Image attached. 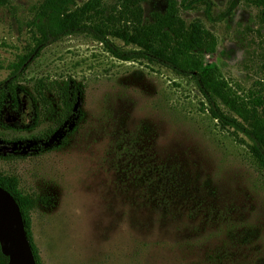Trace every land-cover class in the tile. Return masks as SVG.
Here are the masks:
<instances>
[{
    "label": "rangeland",
    "instance_id": "374dc122",
    "mask_svg": "<svg viewBox=\"0 0 264 264\" xmlns=\"http://www.w3.org/2000/svg\"><path fill=\"white\" fill-rule=\"evenodd\" d=\"M0 83L37 43L32 22L43 0H1ZM194 3L179 14L201 19L218 37L203 55L226 83L232 116L264 120V8L240 0ZM166 0H77L70 15L126 49L152 43L146 28ZM133 38V39H132ZM73 78L83 86L79 113L52 135L56 147L26 150L18 139L52 127L34 124L25 94L0 126V173L38 198L31 236L41 264H264V172L248 138L211 115L191 77L146 61H123L87 35L47 47L20 83ZM241 120V119H240ZM66 139V141H65ZM9 141V143H6Z\"/></svg>",
    "mask_w": 264,
    "mask_h": 264
},
{
    "label": "trees",
    "instance_id": "16d2710c",
    "mask_svg": "<svg viewBox=\"0 0 264 264\" xmlns=\"http://www.w3.org/2000/svg\"><path fill=\"white\" fill-rule=\"evenodd\" d=\"M139 3L146 0H138ZM249 4H257L264 8V0H246ZM77 0H43L35 19L32 22L37 43L25 60L17 66L9 77L0 83V126L5 129H23L15 123L8 122V115L16 110V97L25 94L31 103L34 113V124L44 117L52 123V127L30 138H21L18 144L26 147L15 153L1 155L5 159L22 157L28 153H42L56 147L52 135L61 130L65 124L74 119L79 113V102L83 95V86L73 78L39 81L35 86V95L30 93L20 81L29 64L41 56L42 52L52 44L68 36L87 35L103 43L107 50L116 58L123 61H146L150 64L164 66L175 74L191 77L200 93L203 95L208 109L214 119L224 127L244 134L251 143V155L260 170L264 172V120L252 123L249 118L227 113L221 100L224 97L226 83L221 79L217 68L203 69V55L217 51L218 37L207 28L201 19H195L188 24L179 14L178 0H166V11L154 12L153 22L146 28V33L152 39L145 47L126 49L113 40L99 28L79 24L71 9ZM186 9H191L194 3L207 6V16L212 19V3L210 0H184ZM240 0H231L228 9L222 17L232 15ZM2 1L0 0V6ZM133 39V38H132ZM66 141V139H65ZM6 143H9L7 141ZM0 186L9 191L20 205L26 232L30 240L37 264L38 250L31 236L30 213L38 207V198L25 195L16 176L0 173ZM0 264H9L0 245Z\"/></svg>",
    "mask_w": 264,
    "mask_h": 264
},
{
    "label": "water",
    "instance_id": "95a60500",
    "mask_svg": "<svg viewBox=\"0 0 264 264\" xmlns=\"http://www.w3.org/2000/svg\"><path fill=\"white\" fill-rule=\"evenodd\" d=\"M0 245L9 264H37L15 197L0 186Z\"/></svg>",
    "mask_w": 264,
    "mask_h": 264
}]
</instances>
